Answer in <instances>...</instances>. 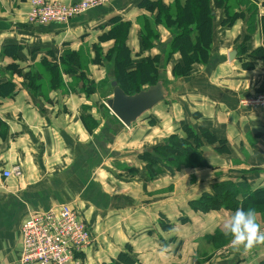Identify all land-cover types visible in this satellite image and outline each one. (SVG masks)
<instances>
[{"label": "crops", "instance_id": "crops-1", "mask_svg": "<svg viewBox=\"0 0 264 264\" xmlns=\"http://www.w3.org/2000/svg\"><path fill=\"white\" fill-rule=\"evenodd\" d=\"M140 1L107 0L66 24L34 25L25 16L27 0H0V85L10 80L15 90L10 97L0 95V264L20 257L21 226L29 214L62 203L71 204L91 232L81 264H259L264 258V243L245 251L229 247L230 236L212 248L205 240L213 244L235 211L204 212L189 205L222 181L245 180L250 190L264 187V109L239 104L264 91V63L250 55L264 42V0H249L256 6L249 34L248 6L230 27L220 26V11L209 62L194 65L181 79L171 69L180 55L164 59L172 29L158 26L159 40L143 49L139 27L149 11ZM162 2L168 6L172 0ZM112 18L130 22L126 44L134 62L161 55L160 77L169 89L166 100L129 127L105 104L114 64L105 54L113 41L100 36ZM234 48L237 54L229 61ZM65 51L81 52L83 65L86 53L90 61L63 73L44 96L34 94L24 75L44 60L61 63ZM11 64L21 75L5 71ZM97 82H103L99 91ZM181 121L205 126L228 150L215 149L220 141L204 143L210 167H162L150 177L141 154L179 133ZM14 167L20 168L19 177L2 178V169ZM257 220L263 222L259 214ZM161 221L171 227L162 228Z\"/></svg>", "mask_w": 264, "mask_h": 264}, {"label": "trees", "instance_id": "trees-1", "mask_svg": "<svg viewBox=\"0 0 264 264\" xmlns=\"http://www.w3.org/2000/svg\"><path fill=\"white\" fill-rule=\"evenodd\" d=\"M234 8L232 7V4ZM249 0H174L172 4L166 6L162 0H141L140 6L145 7L149 12H153L152 19L142 17L140 24V38L143 49H149L159 39V32L155 29L157 25L165 28L176 27L169 43V50L164 56L168 60L171 54L178 53L180 60L173 66L172 74L175 78L187 77L196 64L206 65L210 60V52L213 46L215 21L218 15L216 11L222 12L220 26L230 27L238 18L244 17L241 10L248 6V34L252 32L256 15V6L249 4ZM155 11V12H154ZM231 11V12H230ZM262 31L264 33V16L261 19ZM130 22L121 18H112L111 27L100 36V41L114 40L113 46L108 49L105 55L106 60L113 59V78L108 83L112 90L111 82L115 81L118 86L127 94H135L141 90V86L147 84L154 85L160 77L161 55L147 56L141 61L134 62L131 52L126 44ZM249 38L243 37L240 44L241 52L246 51L244 42ZM96 57L94 62H100V47H94ZM252 57L262 60L264 63V42L261 47L254 49ZM61 67L66 73L74 72V67L82 63L75 51H65L61 59ZM81 65V64H80ZM5 68L11 75H21V69ZM50 82L54 86L59 80V73L55 67L49 68ZM24 76L29 79L30 88L40 89L42 74L35 71H28ZM54 83V84H53ZM15 94L14 84L10 80L0 85L1 96H12ZM34 94L37 95L35 92ZM43 96V95H42ZM181 134H172L162 145L156 146L150 152L141 154L140 158L146 162V169L150 177H155L161 172L162 167H167L172 171V167L179 169L185 167H210L204 159L201 147L204 143L214 144L218 140L208 128L201 125H192L189 122L181 121ZM221 146H216L218 152L228 149L225 142H219ZM189 205L194 210L209 211L211 209H228L235 211L237 208L253 209L262 212L264 221V187L250 190L247 182L222 181L212 187L211 192H205L197 200L191 201ZM182 222L185 219H181ZM162 228L169 229L170 224L161 221ZM229 239L226 238V241ZM264 264V258L259 262Z\"/></svg>", "mask_w": 264, "mask_h": 264}, {"label": "built area", "instance_id": "built-area-1", "mask_svg": "<svg viewBox=\"0 0 264 264\" xmlns=\"http://www.w3.org/2000/svg\"><path fill=\"white\" fill-rule=\"evenodd\" d=\"M107 0H30L27 21L34 25L68 23L76 16L99 7ZM247 109H264V91L239 100ZM19 167L2 169L1 176L19 177ZM68 203L58 204L29 214L21 226V254L10 264H81L80 255L92 244L87 224Z\"/></svg>", "mask_w": 264, "mask_h": 264}, {"label": "water", "instance_id": "water-1", "mask_svg": "<svg viewBox=\"0 0 264 264\" xmlns=\"http://www.w3.org/2000/svg\"><path fill=\"white\" fill-rule=\"evenodd\" d=\"M236 54L235 48L228 52L229 61L234 60ZM111 86L112 96L106 99L105 104L126 127L131 126L169 96V89L163 79L132 95L125 94L115 81L111 82Z\"/></svg>", "mask_w": 264, "mask_h": 264}, {"label": "rangeland", "instance_id": "rangeland-1", "mask_svg": "<svg viewBox=\"0 0 264 264\" xmlns=\"http://www.w3.org/2000/svg\"><path fill=\"white\" fill-rule=\"evenodd\" d=\"M173 1L174 0H172V3H173ZM171 3V4H172ZM232 5V7L234 8V6H233V3L231 4ZM169 6V5H168ZM31 11V7H30V0H27V9H26V12H25V16H26V18H27V15H28V13ZM221 11V10H220ZM220 11H216L217 12V14L218 13H220ZM155 12V11H154ZM231 12V11H230ZM149 14H146L145 16H143V17H148V18H150V19H152V18H154L153 17V12H148ZM222 13V12H221ZM214 21H216V18L214 19ZM142 23V18H141V21H140V24ZM158 26H162V25H157L156 27H155V29L156 30H158ZM170 29H172L175 33H177V31H178V29L176 28V27H173V28H170ZM159 32V31H158ZM159 38H160V33H159ZM113 42H114V40L113 39H111ZM159 40V39H158ZM112 42V43H113ZM114 44V43H113ZM169 50V49H168ZM108 51V50H107ZM77 54H79V56L81 57V52H76ZM107 54V53H106ZM105 54V55H106ZM84 60H85V58H84ZM89 61H90V59H88V57H87V53H86V62L84 63V65L82 64V63H80L79 65H78V67L79 68H81V69H84L86 66H87V64L89 63ZM62 63L63 62H61V63H59V64H55V63H52V62H49L48 60L46 61V60H44V61H41L40 63H39V65L38 66H35L33 69H31L30 71H35V74L36 73H39L40 72V74H42L43 75V77L41 78V81H39L38 79L36 80V82H38L39 84L40 83H42V87H40V89H38L37 90V88H30L29 87V84H28V81H29V79H27L26 78V76L24 77V78H22V81L25 83V85H27L29 88H30V90L33 92V93H37V95H39V96H44L50 89H54L55 87H53V85L51 84V82H50V79H51V77H48L47 75H50V70H49V68H52V67H55L56 69H57V72L59 73V76H58V82H61V80H62V74L63 73H66L65 71H64V69L61 67V65H62ZM18 68V66H16V65H13V64H11L10 65V68ZM24 71V70H23ZM9 75V74H8ZM104 83H106L105 81H103ZM103 82H101V84L100 83H98V84H95L94 85V88H95V90H97V91H99V90H101V88H102V84H103ZM107 84V83H106ZM107 86V96L109 95V97L111 98V96H112V90L111 89H109V86H108V84L106 85ZM148 88V85L147 84H144V85H142L141 86V90H144V89H147ZM90 93H92V92H90ZM125 93V92H124ZM125 94H127V93H125ZM100 95H101V93H100ZM127 95H131V94H127ZM108 97V98H109ZM107 99V98H106ZM112 113V112H111ZM113 114V113H112ZM114 115V114H113ZM115 116V115H114ZM116 117V116H115ZM117 118V117H116ZM118 119V118H117ZM94 125L91 123L89 126H87L86 125V129H92L91 127H93ZM181 126H179V128H178V130H179V133H177V134H181ZM176 134V133H175ZM156 140V139H155ZM164 141H166V140H168L167 138H165V139H163ZM229 209V208H228ZM227 209V210H228ZM237 210V209H236ZM235 210V211H236ZM256 211V210H255ZM256 213L257 214H259L260 215V217L262 218L263 216H262V212H260V211H256ZM261 226H262V229H264V221L261 223ZM217 234V233H216ZM229 237V236H228ZM223 239H225V235L224 234H222V235H220V236H218V237H216L215 236V238H213L212 239V242H213V244L208 240V239H206L205 241L206 242H208L211 246H212V248H214V246H216L217 244H219L220 243V241L221 240H223ZM230 246H232L231 245V242L229 243V247ZM208 257H210V256H208ZM207 257V258H208Z\"/></svg>", "mask_w": 264, "mask_h": 264}, {"label": "clouds", "instance_id": "clouds-1", "mask_svg": "<svg viewBox=\"0 0 264 264\" xmlns=\"http://www.w3.org/2000/svg\"><path fill=\"white\" fill-rule=\"evenodd\" d=\"M222 232L226 237H231V245L236 249L248 251L264 243V229L258 223L257 213L253 209L237 208L223 223Z\"/></svg>", "mask_w": 264, "mask_h": 264}]
</instances>
